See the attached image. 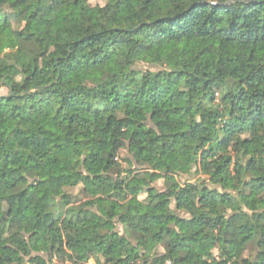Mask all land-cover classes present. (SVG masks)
<instances>
[{
    "label": "trees",
    "instance_id": "obj_1",
    "mask_svg": "<svg viewBox=\"0 0 264 264\" xmlns=\"http://www.w3.org/2000/svg\"><path fill=\"white\" fill-rule=\"evenodd\" d=\"M0 89V264H264V0H0Z\"/></svg>",
    "mask_w": 264,
    "mask_h": 264
},
{
    "label": "rangeland",
    "instance_id": "obj_2",
    "mask_svg": "<svg viewBox=\"0 0 264 264\" xmlns=\"http://www.w3.org/2000/svg\"><path fill=\"white\" fill-rule=\"evenodd\" d=\"M88 2L92 5L94 4H104L105 0H88ZM4 90L0 89V93H2ZM154 185L157 187H162V179H157L154 182ZM73 192H76V190H73ZM85 264H96L93 259H89Z\"/></svg>",
    "mask_w": 264,
    "mask_h": 264
}]
</instances>
